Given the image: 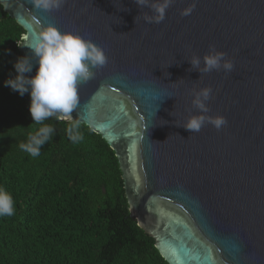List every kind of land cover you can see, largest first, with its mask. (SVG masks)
<instances>
[{
  "label": "water",
  "instance_id": "1",
  "mask_svg": "<svg viewBox=\"0 0 264 264\" xmlns=\"http://www.w3.org/2000/svg\"><path fill=\"white\" fill-rule=\"evenodd\" d=\"M0 6L24 32L19 44L52 25L104 50L108 63L78 85L71 116L113 151L129 217L166 264H264V0H174L159 24L145 23L152 12L134 0ZM210 46L231 73L191 69ZM202 88L213 90L208 115L227 124L191 133L177 125L200 114L192 100Z\"/></svg>",
  "mask_w": 264,
  "mask_h": 264
},
{
  "label": "trees",
  "instance_id": "2",
  "mask_svg": "<svg viewBox=\"0 0 264 264\" xmlns=\"http://www.w3.org/2000/svg\"><path fill=\"white\" fill-rule=\"evenodd\" d=\"M23 34L0 6V186L15 202V214L0 217V264H166L130 219L117 159L91 129L81 125L73 144L71 123L52 117L41 155L20 150L40 126L30 96L4 86Z\"/></svg>",
  "mask_w": 264,
  "mask_h": 264
},
{
  "label": "clouds",
  "instance_id": "3",
  "mask_svg": "<svg viewBox=\"0 0 264 264\" xmlns=\"http://www.w3.org/2000/svg\"><path fill=\"white\" fill-rule=\"evenodd\" d=\"M65 2L66 0H31L35 9L43 11L59 10ZM134 3L140 8L147 7L152 12L151 15L144 16L145 23L159 24L165 19L166 10L174 0H134ZM194 8L195 5L182 10L180 14L187 16ZM20 46L30 49L32 56L26 55L16 59L12 65L15 76L9 74L4 86L21 97L26 93L30 96L28 111L32 124L40 125L34 132L29 133L26 142L19 144L20 150L33 158L41 155L42 147L53 138L54 127L45 123L52 117L57 120L67 117L73 121L66 129L67 137L73 144L81 142L84 139L80 130L81 122L73 119L71 113L78 108V85L93 79L96 74L93 70L101 69L108 63L104 50L78 34L61 32L52 25L42 28L36 34L34 42L17 45ZM226 56V53L210 46L208 54L203 56V66L201 58L196 55L188 62L192 66L191 69L199 71L202 75L213 70L231 73L234 63L226 59ZM33 59L38 67L35 76L29 77L26 74L33 71ZM212 91L211 88H202L194 93L192 105L200 114L191 115L182 125H177L178 127L194 133L199 132L206 124H211L218 131L227 124L223 116L208 115L210 109L207 102L212 98ZM91 125L89 118L90 128ZM14 214L13 196L0 186V217H10Z\"/></svg>",
  "mask_w": 264,
  "mask_h": 264
}]
</instances>
